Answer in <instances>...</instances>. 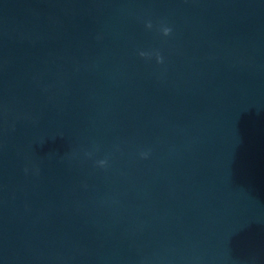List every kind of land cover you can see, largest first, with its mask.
<instances>
[{
    "label": "water",
    "instance_id": "obj_1",
    "mask_svg": "<svg viewBox=\"0 0 264 264\" xmlns=\"http://www.w3.org/2000/svg\"><path fill=\"white\" fill-rule=\"evenodd\" d=\"M0 264H264V0H0Z\"/></svg>",
    "mask_w": 264,
    "mask_h": 264
},
{
    "label": "clouds",
    "instance_id": "obj_2",
    "mask_svg": "<svg viewBox=\"0 0 264 264\" xmlns=\"http://www.w3.org/2000/svg\"><path fill=\"white\" fill-rule=\"evenodd\" d=\"M169 32H170V29H167L165 34L167 35V34H169Z\"/></svg>",
    "mask_w": 264,
    "mask_h": 264
}]
</instances>
